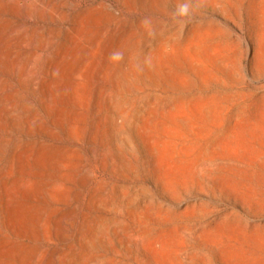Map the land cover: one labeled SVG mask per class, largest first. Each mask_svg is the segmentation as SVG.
<instances>
[{
	"label": "rangeland",
	"instance_id": "rangeland-1",
	"mask_svg": "<svg viewBox=\"0 0 264 264\" xmlns=\"http://www.w3.org/2000/svg\"><path fill=\"white\" fill-rule=\"evenodd\" d=\"M0 264H264V0H0Z\"/></svg>",
	"mask_w": 264,
	"mask_h": 264
},
{
	"label": "clouds",
	"instance_id": "clouds-1",
	"mask_svg": "<svg viewBox=\"0 0 264 264\" xmlns=\"http://www.w3.org/2000/svg\"><path fill=\"white\" fill-rule=\"evenodd\" d=\"M190 5L188 3H185L181 5L179 8V12L181 15H186L189 12Z\"/></svg>",
	"mask_w": 264,
	"mask_h": 264
}]
</instances>
